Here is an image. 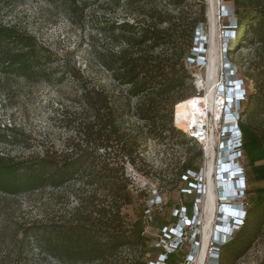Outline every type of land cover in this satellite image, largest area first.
Wrapping results in <instances>:
<instances>
[{"label": "trees", "instance_id": "16d2710c", "mask_svg": "<svg viewBox=\"0 0 264 264\" xmlns=\"http://www.w3.org/2000/svg\"><path fill=\"white\" fill-rule=\"evenodd\" d=\"M185 1L169 0L176 7ZM197 2V16L186 25L180 17L157 13L148 22L113 28L119 31L122 47L117 52H101L98 62L114 85L125 89V111L115 106L104 89L88 88L83 82L77 101L80 113L65 126L75 135L66 141L63 150L47 149L40 156L25 159L0 155L1 194L18 196L58 190L69 184H77L83 191L76 196L79 206L68 220L34 222L25 233L34 238L41 253L60 264H105L116 261L123 249L160 250L143 234L141 219L129 222L122 214V209L132 203L124 165L134 164L137 156L133 155L138 149V136L124 127L123 119L129 116L142 122L146 137L153 140L185 137L174 126L173 113L178 103L195 93L185 63L187 58L195 57V26L204 22V5L201 0ZM232 5L233 40L242 35L244 43L256 47V61L249 75L253 91H248L243 104L241 115L246 122L239 124L252 196L247 200L241 225L219 248V264H235L249 251L264 226V0H232ZM48 59L31 35L0 24V72L30 82L47 81ZM131 99H141L132 112ZM201 164L202 152L197 148L180 167L179 183L185 185L182 176L197 173ZM195 199V194H181L178 188L175 201L165 204L166 216L152 215L154 224L161 229L174 225L178 200L191 217ZM185 250L167 255L165 264L180 263L187 254ZM142 256L130 264H148Z\"/></svg>", "mask_w": 264, "mask_h": 264}, {"label": "rangeland", "instance_id": "374dc122", "mask_svg": "<svg viewBox=\"0 0 264 264\" xmlns=\"http://www.w3.org/2000/svg\"><path fill=\"white\" fill-rule=\"evenodd\" d=\"M201 1L204 5V22L195 26L198 27L197 39L192 45L196 56L203 55V62L199 61L196 66L186 59L185 64L191 74L200 76L205 83L211 25L207 17L209 0ZM215 6L216 41L221 55L217 74L219 76L223 62L226 63V66L247 78L251 93L253 89L249 75L256 61V47L244 43L242 35L233 40L232 0H215ZM198 10L197 0H186L180 7L171 5L169 0L0 2V24L31 35L37 48L50 61L45 67L50 74L47 81L30 82L0 72V155L25 159L40 156L47 149L63 150L66 141L75 135L72 129L65 126L69 119L76 118L80 113L77 101L83 82L88 88L104 89L112 97L115 106L125 111V89L116 87L109 73L98 62L101 52H117L122 47L119 31L113 28L125 23L148 22L150 16L157 13L180 17L186 25L197 16ZM140 101L130 100L131 112ZM243 122H246V118ZM123 124L137 134L138 149L133 155L137 156L134 164L126 162L124 165L132 203L122 209V214L129 222L142 221L149 201L159 203L161 200L162 207L154 210L152 215L164 217L167 212L165 204L175 201L178 188L184 187L178 181L180 167L192 158L197 147L180 135L162 142L148 138L143 123L133 117H124ZM99 154H103V150H99ZM202 180L205 185V179ZM214 184L216 211L207 245L213 240L219 220L217 217L221 214L217 202L220 188L216 182ZM82 194L77 184L18 196L0 193V264H60L41 253L34 238L25 233L34 222L68 220L79 206L76 196ZM251 194L252 187L249 186L246 200ZM204 198L205 195L201 198L202 204H199L198 223L189 226L196 227V230L190 231L194 232L191 244L198 243V250H201L203 238ZM234 232L235 229H232L229 236ZM145 235L156 243L161 236V228L151 224ZM140 255H143V262L156 260L159 250L123 249L116 261L105 264H130ZM235 264H264V226L249 251Z\"/></svg>", "mask_w": 264, "mask_h": 264}, {"label": "built area", "instance_id": "2783aa9c", "mask_svg": "<svg viewBox=\"0 0 264 264\" xmlns=\"http://www.w3.org/2000/svg\"><path fill=\"white\" fill-rule=\"evenodd\" d=\"M203 58V55H195L194 58H187V60L197 66V63L203 62ZM223 65L219 76L217 75L218 83L210 108H207L204 102H198L204 97V81L196 74H191L195 92L191 98L196 100L201 112H195V115L190 114L179 122L176 121L175 112L173 113L174 126L202 152V164L197 173L187 172L185 176H182V183L185 185L180 188L181 194L196 196L191 217L187 216L182 202L178 200V209L174 211L177 221L174 225L161 229L159 241L153 244L154 248L160 249V253L156 260H150L148 264H165L167 255L181 248L186 249L187 254L178 264L195 263L199 245L191 244L194 232L190 231L196 230V227L189 228V226L191 223H198L199 204H202L201 198L206 191V183L203 185L202 178L205 179V164L211 159V144L214 165L212 179L218 184V189L220 188L217 202L221 214L217 217L219 220L213 240L207 245L204 264H219L220 246L231 239L230 232L232 229L236 230L244 218L248 207L246 200L248 183L239 124L243 122L241 113L249 90L247 80L239 72L233 71L224 62ZM149 202L142 220L143 234H147L148 227L154 224L152 212L163 205L161 200L159 203Z\"/></svg>", "mask_w": 264, "mask_h": 264}, {"label": "bare ground", "instance_id": "6f19581e", "mask_svg": "<svg viewBox=\"0 0 264 264\" xmlns=\"http://www.w3.org/2000/svg\"><path fill=\"white\" fill-rule=\"evenodd\" d=\"M208 2H209V7L207 10L208 11L207 17L209 19L211 29H210L209 50L207 54V63L205 65V83L203 85L205 93L201 101L198 102H204L206 107L210 108L213 104L214 91L218 83L217 73L219 69V60L221 62V55L218 53L219 52L218 43H217L218 40L216 41V27H215L216 20L214 18V14L216 13L215 0H209ZM174 112L176 114V119H177L176 121L179 122L180 120L186 119V116L190 114L195 115L196 113H200L201 109L200 106L197 104L196 100L190 98L187 101L178 103L174 108ZM178 126L180 127L181 125ZM210 153H211V159H209L206 162L205 170H204L206 191H205V198L203 203L204 226H203L202 246H201V250H199L196 255L194 264H204L209 232L211 230L212 220L214 218V214L216 211V194L214 193L215 184L212 179V173L214 169L213 158H212L213 157L212 144L210 145ZM216 186L218 185L216 184Z\"/></svg>", "mask_w": 264, "mask_h": 264}]
</instances>
